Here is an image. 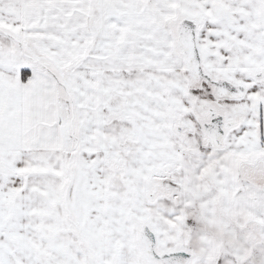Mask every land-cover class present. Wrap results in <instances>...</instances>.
Wrapping results in <instances>:
<instances>
[{"label":"snow or ice","instance_id":"obj_1","mask_svg":"<svg viewBox=\"0 0 264 264\" xmlns=\"http://www.w3.org/2000/svg\"><path fill=\"white\" fill-rule=\"evenodd\" d=\"M0 264H264V0H0Z\"/></svg>","mask_w":264,"mask_h":264}]
</instances>
